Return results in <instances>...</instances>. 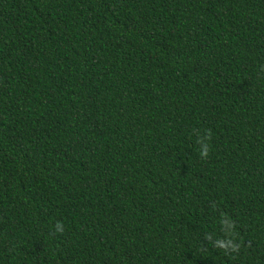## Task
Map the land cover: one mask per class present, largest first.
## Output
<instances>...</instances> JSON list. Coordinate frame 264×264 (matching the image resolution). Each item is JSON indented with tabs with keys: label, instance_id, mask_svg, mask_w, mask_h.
<instances>
[{
	"label": "trees",
	"instance_id": "obj_1",
	"mask_svg": "<svg viewBox=\"0 0 264 264\" xmlns=\"http://www.w3.org/2000/svg\"><path fill=\"white\" fill-rule=\"evenodd\" d=\"M0 264H264V0H0Z\"/></svg>",
	"mask_w": 264,
	"mask_h": 264
},
{
	"label": "clouds",
	"instance_id": "obj_2",
	"mask_svg": "<svg viewBox=\"0 0 264 264\" xmlns=\"http://www.w3.org/2000/svg\"><path fill=\"white\" fill-rule=\"evenodd\" d=\"M208 154H209V149H208L207 145H204V147L202 149V152H201V155H202V157L206 158L208 156ZM57 229H58V231L62 232L63 231V226L62 225H58Z\"/></svg>",
	"mask_w": 264,
	"mask_h": 264
}]
</instances>
